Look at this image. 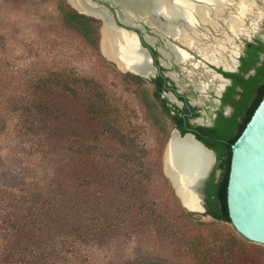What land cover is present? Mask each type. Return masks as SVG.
I'll use <instances>...</instances> for the list:
<instances>
[{"label":"trees","instance_id":"trees-1","mask_svg":"<svg viewBox=\"0 0 264 264\" xmlns=\"http://www.w3.org/2000/svg\"><path fill=\"white\" fill-rule=\"evenodd\" d=\"M56 14L62 31L88 46L104 66L100 22L79 14L67 0H57ZM38 36L19 46L24 64L0 67V111L13 117L11 133L26 154L59 160L51 174L41 178L25 177L23 169L19 173L0 168V264H93L97 255L118 248L122 239L152 232L176 236L172 214L188 220L207 216L229 224L230 146L264 97L263 42L246 43L238 72L225 74L232 80L223 97L232 107L230 116L220 113L213 127H199L209 132L211 140L204 144L215 152L220 176L207 183L206 212L198 214L187 212L179 200V208L171 211L151 201L156 198L149 190L152 177L161 190L175 196L163 174L162 158L172 125L180 122L158 91L148 90L139 77L115 74L122 83L136 87L134 97L147 119L138 122L136 111L108 93L98 77L79 76L65 62H57L58 54H69L67 43L57 47L49 37ZM8 49L13 51L11 45ZM4 130L0 124V134ZM150 134L153 139L146 142L144 137ZM197 225L209 234L189 244L188 254L201 264L207 258L231 264L241 255L252 264L260 250L233 229L224 234Z\"/></svg>","mask_w":264,"mask_h":264},{"label":"rangeland","instance_id":"rangeland-1","mask_svg":"<svg viewBox=\"0 0 264 264\" xmlns=\"http://www.w3.org/2000/svg\"><path fill=\"white\" fill-rule=\"evenodd\" d=\"M227 1H225V4ZM56 4L57 0H0V67L8 68V66H21L24 64L26 61L25 56L19 53L21 52L19 46L28 41H36L39 34L49 37L57 47L67 43L70 48L69 54H67L68 57L67 55L58 57V54L56 57L57 62H65L79 76L98 77L104 89L108 93L117 95V99L120 98L122 103L126 102L129 107L133 108L137 113L138 122L144 124V121H147L144 109L141 108V103L134 97L136 87L122 83L118 75L117 77L115 76L116 73L121 72L115 66L109 64L103 58L101 52L100 55L104 66L96 59L93 51L88 46L84 45L75 36H67L62 31L57 20ZM243 4L245 5V13L236 21L234 30L229 32L226 25L227 18L229 15H236L235 18H237L238 6ZM263 20L264 0H242L235 6V10L229 12L225 17L218 11V14L211 22V26L209 25L212 29V37L226 47V52L224 51L218 56H214L217 66L229 68L227 57L231 55L230 51H233V49L238 50L246 40L253 38L264 39L263 32L260 29ZM249 35L251 36L248 37ZM225 37L229 40L225 41ZM10 45L13 48L12 52L8 49ZM195 46L201 49L200 44ZM201 51L204 54V58L206 60L209 59V53L202 49ZM191 54L194 55L193 53ZM105 63L109 65L105 66ZM179 79L177 84L181 89H191L186 75ZM145 87L151 90L150 85L146 84ZM212 87L216 88L214 85L210 88ZM0 124L5 126V130L0 134V168H5L6 171L14 169L19 173L23 169L22 173L25 177L34 176L35 178H41L49 176L52 172V167L58 162L59 158L55 156L49 159H34L26 154V151L21 149L23 147H19V140L11 133L13 117L6 112L0 111ZM144 139L146 142H151L153 135H146ZM149 190L150 195L156 197L151 199L155 204H162L171 210L179 206L177 203L178 199L169 191L161 190L157 180L153 177L151 178V184H149ZM170 209L169 211H171ZM170 217L174 224H177L176 236H158L152 232L146 235L137 234L132 236L131 239H122L118 248L113 251L103 250L97 255L98 257L93 264H201L202 262L199 260H194V258L191 260L188 254L190 251L189 244H197L207 239L209 234L208 229L199 228L201 226L197 225V223L208 225L207 228H216L224 234L232 230L230 224L215 223L213 219L207 216H200L195 220H188L186 217H178L173 214ZM189 225L193 227L192 230H188ZM197 228L200 231H197ZM253 256L255 257H253L254 261L252 264H264V250L260 249L258 254ZM250 261L251 259L241 255L234 259L231 264H251ZM203 264H216V262H212L211 258H207L203 261Z\"/></svg>","mask_w":264,"mask_h":264},{"label":"water","instance_id":"water-1","mask_svg":"<svg viewBox=\"0 0 264 264\" xmlns=\"http://www.w3.org/2000/svg\"><path fill=\"white\" fill-rule=\"evenodd\" d=\"M67 1L79 14L101 20V33L104 28H109L115 33L130 36L128 30L125 28L133 29L138 27L139 25L137 24L140 21L150 24L145 20L134 17L128 12L126 7L121 6L116 0H74L76 7L69 0ZM240 1L242 0H228L221 7L220 12L224 17L227 16L229 12L235 10V6ZM109 9L114 10L116 21L121 27L116 23ZM150 13L147 21H152L155 24L151 23V26L164 32L165 25L173 27L180 24V20L169 23L161 13ZM208 29L211 31L210 28ZM213 33L215 34L214 31ZM111 59L116 62L118 60L117 54H112ZM130 64L133 65L132 68L135 72H140L134 62ZM186 140L208 154L211 162L200 175L191 178V180L187 178L189 181L184 183L181 173H185L186 170L179 169L177 161L174 158H171L170 162L167 163L166 152L174 141L183 142ZM230 153L226 186V205L229 224L240 237L252 244L259 245V249L264 250V97L241 134L230 146ZM162 159L163 174L170 182L181 206L187 212L205 214L206 209L203 204L201 189L216 161V155L202 143L198 142L192 135L186 134L181 136L179 132L174 130L165 145ZM167 164H169L168 169ZM186 177L183 176V179L186 180Z\"/></svg>","mask_w":264,"mask_h":264},{"label":"flooded vegetation","instance_id":"flooded-vegetation-1","mask_svg":"<svg viewBox=\"0 0 264 264\" xmlns=\"http://www.w3.org/2000/svg\"><path fill=\"white\" fill-rule=\"evenodd\" d=\"M109 10L110 12H112L113 17L116 21L114 10ZM98 21L100 22L99 48L103 58L109 63L113 64L122 74L136 76L145 80L146 84L150 85L151 88L158 91L160 98L166 100V104L170 109V113L178 114V116L180 117V122L172 125L169 137L172 132L176 130L181 136H184L186 134L192 135L205 147L206 145L204 144V141H210L211 137L208 134V131L200 128L213 127L215 120L220 113L224 116H230V114L232 113V107L229 104L224 103L223 101L224 94L232 85V80L226 77L225 74L238 72V68L240 66V57L243 54L246 43L253 42V40L256 39L264 43V39L260 38L246 40L238 49V54L235 59L237 62L236 66L233 69H226L219 65L215 66L213 64H210V62H208L204 58V54L202 53L201 49L197 48V46L186 47L185 45L176 41L173 36L168 35L164 31L151 26V24H146L143 21H140L137 24L139 25L138 27H135L133 29L125 28L126 30H128V34H130V36L126 34H120L132 39V41L136 45L137 51H139L146 62L147 68L146 70H143L140 64H137V62L133 61L140 71L135 72L132 68L133 65H125V60L121 56H119V54H117L118 60L115 62L103 53L101 48L102 21ZM116 23L119 25V27H121L117 21ZM263 24L264 20L261 23L260 28L264 35ZM131 35L133 36V38ZM175 52H180L185 55L186 60L183 62H177ZM191 53H193L194 55H192ZM262 58L263 56H261V59ZM119 63L124 64V66L127 67L124 70H121L117 66ZM182 70L185 72V74ZM185 75L187 82L191 87V89L188 90L181 89L177 84V81L179 82L180 80L179 78L184 77ZM212 75L215 76L218 81H221L220 83L222 88L218 94L213 87H208L204 91L200 90L198 87L200 82H203L205 79H207V77H210ZM152 80H155V82H152ZM236 90L239 91L238 88H236ZM206 148L209 149L208 147ZM211 151L215 154L213 150ZM216 162L217 161H215V163L213 164L212 170L209 176L206 178L205 183L201 189V192L203 194L204 206V190L207 183L210 182L211 177H213L214 181H217L220 176V172L215 169Z\"/></svg>","mask_w":264,"mask_h":264},{"label":"bare ground","instance_id":"bare-ground-1","mask_svg":"<svg viewBox=\"0 0 264 264\" xmlns=\"http://www.w3.org/2000/svg\"><path fill=\"white\" fill-rule=\"evenodd\" d=\"M116 1L121 6L126 7L128 12L134 17L145 20L150 24L153 23L152 21H147V18L149 17L148 15L151 14L150 12L161 13L164 17H166L165 19H167L169 23L180 20V24H177V26L170 27L165 25V33L173 36L176 41L180 42L186 47H193L197 44H200V46H202L201 49L210 55L208 56L209 59H207V61L217 66L214 56H218L219 54L223 53L226 47L223 46V44L217 42V40L212 37V29L209 27V25L211 26V22L214 20L221 7L225 5L226 0ZM69 2L76 7L74 0H69ZM244 6V4L238 6V13H236L238 15L237 18H235L236 15L228 16L226 25L229 32L234 30L236 21L242 17L243 13H245ZM208 28H210L211 31ZM224 40L226 41L229 39L225 37ZM101 42L102 51L108 58H111L112 54H119V56L125 60V65H129L135 61L137 64L141 65L143 70H146V62L139 51H137L136 45L131 38L115 33L109 28H104ZM230 53L231 55H228L227 57V63L229 68L233 69L237 64L235 59L238 54V50L233 49V51H230ZM175 56L177 62H183L186 60L185 55L180 52H175ZM121 63H119L117 66L119 69L124 70L127 66H124V64ZM220 82L221 81H218V79L212 75L207 77V79H205L203 82L199 83V89L205 90L206 88L211 87V85H214L216 86L215 91L218 94L222 88ZM171 158H174L177 161L179 169L183 171L186 170L185 173H181V178L184 183L189 181L187 178H190L191 180V178L200 175L211 162V158L208 154L187 140L183 142L174 141L169 146L166 152V162L169 163ZM168 167L169 164H167V169ZM183 176L186 177V180L183 179Z\"/></svg>","mask_w":264,"mask_h":264}]
</instances>
